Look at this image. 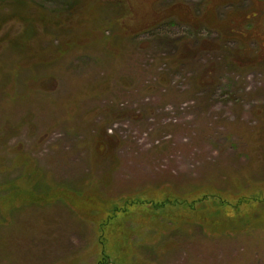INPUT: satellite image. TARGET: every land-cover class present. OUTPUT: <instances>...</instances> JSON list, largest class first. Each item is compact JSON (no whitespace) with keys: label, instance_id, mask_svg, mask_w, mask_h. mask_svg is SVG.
Here are the masks:
<instances>
[{"label":"rangeland","instance_id":"1","mask_svg":"<svg viewBox=\"0 0 264 264\" xmlns=\"http://www.w3.org/2000/svg\"><path fill=\"white\" fill-rule=\"evenodd\" d=\"M94 6L0 12V264H264V0Z\"/></svg>","mask_w":264,"mask_h":264},{"label":"trees","instance_id":"2","mask_svg":"<svg viewBox=\"0 0 264 264\" xmlns=\"http://www.w3.org/2000/svg\"><path fill=\"white\" fill-rule=\"evenodd\" d=\"M65 1H66V4L64 6L65 8L63 7L64 9L55 10V11H48V9L44 8V5L43 6L39 5L36 2H32L30 0H0V12L5 10V6L8 5L9 9H7V10L10 11V15L12 17L18 18L24 25V29H23L22 33L17 35V37L10 42V44H11L10 47L15 52H19L20 54H26L27 51H29V49L27 47V39H31L32 41H37V39L40 38L41 33H42L41 32L42 30L39 31L40 26L46 32H48L47 30L49 29L50 26L53 25L55 27H59L61 23H67L65 26L67 28V25L69 23L68 20H70L78 12H80V13L86 12L88 9H90V6L94 3H95L94 7H96V13L93 12L94 15H92V16H94V19L100 18L101 14L103 12L107 11L106 8L108 6L110 7V6L118 5L121 8V7H125V5H126V0H122L123 1L122 5L120 4L119 0H91V3H90V1H86V0L84 2H82L83 0H65ZM171 10L174 12H178L177 6H174V7L172 6V8H170V10L168 9L166 11V12H168V14L163 15V13H159V14L151 15V17L149 19L151 21H153L155 19L153 22L159 21V20L163 19L164 17L169 16L171 14ZM256 13L257 12L252 11L253 16ZM225 21H226L225 23L227 25L229 24V27H230L229 32H227V36H226L225 40H229L230 38L231 39H235V38L238 39L239 38L240 40H244L245 38H247L248 34H250V33H244L242 29L238 30L237 25L234 26L231 22V19L229 20V22H228V20H225ZM153 22L148 23L146 21V23H147L146 29L147 28H149V29L155 28L156 25H154ZM156 24H158V23H156ZM152 26H154V27H152ZM248 27H249V25H248ZM123 29L126 30L127 27L124 26ZM131 32L136 33L137 31H135V28H132ZM132 35H133L132 37H134L135 34H132ZM119 37H123V36L121 35ZM33 54H34V52H33ZM232 56H236V55H232ZM241 60H242L241 62L244 64L245 63L246 64L247 63L257 64V62H259L263 59L257 60V59H252V58L248 59L247 58V59H241ZM8 184H10V182L5 183L4 185H8ZM221 193L222 192L220 190H217L215 192H211L210 194H206V193L201 194V195L197 194L200 196V197L197 196V198H198L197 201H201L202 203H207V200H208L207 196L216 197L218 195H221ZM237 196H238L237 200H239L241 202L244 201V203H246L243 205L245 207H248V206L251 207V206H253L252 204H256L257 207L264 208V202H263L264 197L261 199L256 198V200H258V201H256V203L249 204V203H247V200L246 201L242 200V199L240 200L239 195H237ZM144 202H146V201H144ZM137 203H143V202H135L134 201V204H137ZM158 204H159L158 206H161L160 203H158ZM215 205H216V203H215ZM231 205H233V206H231ZM217 206L220 209L218 211L219 213H223V209H225V208L226 209L232 208L235 210L234 211L235 214H238V212L240 211V207H241V206L237 205V202L236 203L235 202L229 203L226 201L217 203ZM190 208L195 209V205L190 206ZM238 215H240V214H238ZM210 216H211V218H214L213 214H211ZM260 216L261 215L258 214L257 219H261ZM242 217H243V219H245L244 223L250 222V221L246 222V220L250 218L249 215L244 214ZM234 218L235 217H232V219H234ZM241 218H239V216H237L238 220H241ZM211 222H215V220L212 219ZM202 226H203V223H202L201 227Z\"/></svg>","mask_w":264,"mask_h":264}]
</instances>
